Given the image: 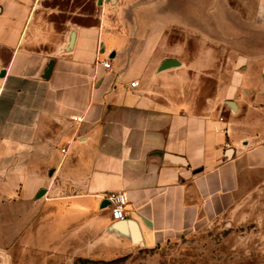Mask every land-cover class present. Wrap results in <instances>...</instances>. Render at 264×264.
Instances as JSON below:
<instances>
[{
	"label": "crops",
	"instance_id": "0c3cea01",
	"mask_svg": "<svg viewBox=\"0 0 264 264\" xmlns=\"http://www.w3.org/2000/svg\"><path fill=\"white\" fill-rule=\"evenodd\" d=\"M236 30L229 0H0V264L30 233L74 257L80 227L82 256L199 255L236 219L264 184V55Z\"/></svg>",
	"mask_w": 264,
	"mask_h": 264
},
{
	"label": "rangeland",
	"instance_id": "374dc122",
	"mask_svg": "<svg viewBox=\"0 0 264 264\" xmlns=\"http://www.w3.org/2000/svg\"><path fill=\"white\" fill-rule=\"evenodd\" d=\"M235 9V27L242 32H218L220 45L226 43L233 47L234 57L243 55H264V32L254 21L253 13L257 0H229ZM224 41V42H222ZM225 74V70L223 72ZM258 183L252 184L248 197L240 207L239 215L224 226L205 233L204 243L198 248L199 255L193 250L178 248L177 245L164 247L158 254L139 253L112 259H99L80 255L84 246H90L80 233L87 231L76 228L74 257L66 253L67 247L62 240L46 238L44 245L35 242L33 233L29 234L26 251L18 238L12 239L7 246L11 264H264V184L258 189ZM46 210V209H44ZM43 210V211H44ZM28 221L44 220L50 216L40 215L30 210ZM12 221H18L17 213L12 212ZM18 228L12 229L16 236ZM49 232V231H48ZM92 241V240H91ZM59 242V243H58ZM192 247V246H189ZM189 252V253H188Z\"/></svg>",
	"mask_w": 264,
	"mask_h": 264
},
{
	"label": "built area",
	"instance_id": "2783aa9c",
	"mask_svg": "<svg viewBox=\"0 0 264 264\" xmlns=\"http://www.w3.org/2000/svg\"><path fill=\"white\" fill-rule=\"evenodd\" d=\"M105 67H110V64L108 62H103ZM138 82L134 81L131 83V87H137ZM108 200L111 204H113L114 202L115 207L113 208L112 212H113V218L114 220L117 221H123L126 217L125 213H124V203L122 202L121 198L119 195H115L112 194L110 197H108Z\"/></svg>",
	"mask_w": 264,
	"mask_h": 264
},
{
	"label": "water",
	"instance_id": "95a60500",
	"mask_svg": "<svg viewBox=\"0 0 264 264\" xmlns=\"http://www.w3.org/2000/svg\"><path fill=\"white\" fill-rule=\"evenodd\" d=\"M136 236H138L137 233H136Z\"/></svg>",
	"mask_w": 264,
	"mask_h": 264
}]
</instances>
